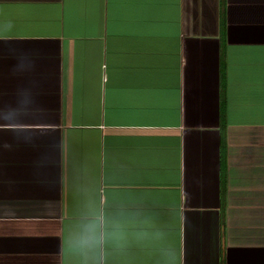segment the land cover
<instances>
[{
	"label": "crops",
	"instance_id": "crops-1",
	"mask_svg": "<svg viewBox=\"0 0 264 264\" xmlns=\"http://www.w3.org/2000/svg\"><path fill=\"white\" fill-rule=\"evenodd\" d=\"M154 239L94 257L86 202ZM264 264V0H0V264Z\"/></svg>",
	"mask_w": 264,
	"mask_h": 264
},
{
	"label": "clouds",
	"instance_id": "clouds-1",
	"mask_svg": "<svg viewBox=\"0 0 264 264\" xmlns=\"http://www.w3.org/2000/svg\"><path fill=\"white\" fill-rule=\"evenodd\" d=\"M155 236V230L139 210L122 205L100 208L89 201L75 220L68 243L87 260L105 245L122 248L130 240L143 243ZM93 264H99L98 258Z\"/></svg>",
	"mask_w": 264,
	"mask_h": 264
}]
</instances>
